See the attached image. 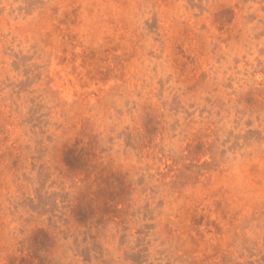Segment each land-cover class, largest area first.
<instances>
[{
	"label": "rangeland",
	"instance_id": "rangeland-1",
	"mask_svg": "<svg viewBox=\"0 0 264 264\" xmlns=\"http://www.w3.org/2000/svg\"><path fill=\"white\" fill-rule=\"evenodd\" d=\"M0 264H264V0H0Z\"/></svg>",
	"mask_w": 264,
	"mask_h": 264
}]
</instances>
